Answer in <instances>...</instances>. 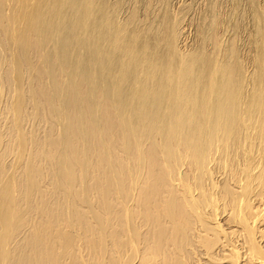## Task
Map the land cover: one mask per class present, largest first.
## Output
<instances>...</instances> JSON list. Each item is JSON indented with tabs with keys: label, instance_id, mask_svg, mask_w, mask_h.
I'll return each mask as SVG.
<instances>
[{
	"label": "bare ground",
	"instance_id": "6f19581e",
	"mask_svg": "<svg viewBox=\"0 0 264 264\" xmlns=\"http://www.w3.org/2000/svg\"><path fill=\"white\" fill-rule=\"evenodd\" d=\"M163 1L39 0L40 18H31L22 42H14L21 47L19 59L37 70L34 80L22 82L34 90H28L26 98L20 94L13 106L3 109L7 111L4 115L14 116L6 129V134L11 131L14 135L9 141L0 132L4 143L0 152V264H85L91 258L103 264L107 254L110 263L124 247L126 251L128 243L139 252V240L143 244L140 255L128 264H176L191 230L196 239L193 234L195 243L190 242L191 252L186 248L187 253L199 256L191 264H201L200 259L204 264H264L262 254L248 247L241 222L239 226L233 223L236 218L228 222L231 208H224L227 212L220 218L226 227L219 231V224L210 218L216 204L209 202V211L207 205L196 204L201 205L200 197L205 194L202 178L208 167L215 165V154L223 144L217 139L203 147L208 135L200 133L207 123L220 130L221 96L225 97L224 85L234 71H213L215 59L201 57L203 50L181 52L178 45L185 41L186 31L180 23L176 27L180 35L175 36L170 25L174 18ZM80 66L89 68L82 71ZM55 67L60 68L58 77L48 82ZM203 69L208 88L199 91L198 77ZM10 74L5 71L3 85ZM124 97L123 109L116 115ZM153 114L156 123L148 132L143 125L149 124ZM30 118H37L39 124L49 122L43 126V136L32 123L33 129L26 131L24 124ZM116 118L124 125L121 132ZM47 128L52 130L49 134ZM54 129L66 135L52 134ZM143 129L148 133L141 134ZM14 148L20 150L22 165L16 166L8 180V167H13L5 158L14 154ZM127 164L132 194L124 197L119 182L124 189L122 174L128 171ZM58 174L62 179L57 184ZM89 185L88 198L81 200L86 216L71 213V194ZM58 195L64 199L63 207ZM95 198L99 210L90 206ZM199 209L204 216L208 213L211 223L190 221ZM251 211L256 214L250 217L257 225L258 243L264 242V228H260L264 227V209L257 204ZM118 214L123 216L119 220L123 226L115 239L122 242L115 245L112 229ZM129 224L138 230L137 236L134 231L128 235ZM218 231L222 238L205 249L207 244L201 243L207 237L202 234L217 237ZM236 253L233 262L228 260ZM218 254L223 258L219 255V262H213Z\"/></svg>",
	"mask_w": 264,
	"mask_h": 264
},
{
	"label": "rangeland",
	"instance_id": "374dc122",
	"mask_svg": "<svg viewBox=\"0 0 264 264\" xmlns=\"http://www.w3.org/2000/svg\"><path fill=\"white\" fill-rule=\"evenodd\" d=\"M176 1L177 0H171V1L164 0L163 2L166 3V7L168 6V9L167 8L166 9L168 11L169 16L171 15L170 17L174 18V20L170 18V21L173 20L172 21L173 23L170 22V25L172 30L175 31L174 32L175 36H178L179 31H177L176 27L180 23L181 25L179 26L183 28L182 30L186 31V33L184 34L185 41L178 45L180 47L179 49L181 50V52L197 53L196 51L199 52V49L200 51L203 50L201 57L203 58L212 57L215 59L216 63L212 65L213 71L216 70L218 71V69L220 71V69H224V68L225 70H230V73L231 71H234V73L230 75L229 77L230 79L224 85L223 92L225 94V97L221 96V98L224 100V105L221 109L222 114L220 118L221 119L220 130L217 131L215 128L211 126L210 123H207L206 127H204V129L202 130V133H200V135H204V133L208 135L207 138L203 140L204 142L203 147L204 146L207 147L211 143L214 144L217 139L219 140L221 139V141H223V144L221 145L219 151H217L215 154V157L218 158L215 165L208 167V170L205 172L206 175L202 178L201 188L204 187L202 188L204 192L202 190L201 191L205 194L202 193L203 196L200 197L201 205L199 203L196 204L198 205V207L207 205L208 207L207 209L209 211L210 205L213 206L214 204L217 205L220 203L218 207L215 205V208L212 209L213 211L215 210L216 212L214 211L213 215L214 214L215 215L214 216L211 215L210 217L212 220L216 221L219 224V228H220L219 231L224 230L226 227V224H223V221L225 220L224 219L222 220L220 217L223 216V212L225 213L227 212L225 211L226 209L230 210L231 208L230 210L231 214L228 215L229 217L226 216L228 218L227 219L228 222L230 221L232 223L233 219L236 218L234 219L233 223L236 224L237 226L240 225L239 227L242 229L244 235L247 236V239L250 241L249 242L247 240L248 247L249 245H251L252 247L250 248H254L255 250L252 249L254 252L257 251L256 252L257 254L259 252L260 255L262 254L261 256L264 257V242L258 243L257 234H256L257 225L254 224L255 225L254 226L252 224V217L254 216L255 212L254 214H252L253 211H251L257 204H260L261 208L264 209V205H263L264 204V0H187L188 3H186L187 2L186 0L184 1L181 0L179 4ZM183 4H187V6ZM177 5H179V7ZM182 8L184 9L182 10ZM31 18H40L39 0H0V23L2 22L1 23L2 25L0 24V84H1L0 85V112H1L0 115H2V113L3 115L4 113H7V111L5 112V110L3 111V109H6V107L13 106L16 103L15 101L18 100L17 98L20 97V94H23L26 98L28 90L29 91L34 90V86L26 87L22 82L25 80L28 81L29 78L31 81L34 80L37 74V70L35 68L29 67L27 63H23L22 59H19L20 57L19 51L21 50V47L18 44L14 43L16 40L22 42L24 38L23 36L24 33L29 32L28 25L30 23ZM174 23H176V26ZM40 29L41 27L39 28V30ZM2 32H4L3 33L4 36L2 35ZM9 43H13V44H9ZM214 45H217V47H215ZM64 59L65 58H63L62 60L64 61ZM88 68L89 66L87 67L80 66V70L82 71L84 70L87 71ZM59 69L60 68L57 67L54 68V72H52V76L47 79L48 82L49 80L52 79L53 81L56 80L59 74ZM6 70H10L11 74L8 82L4 80L6 85L5 84L3 85L1 82L4 79L5 76L4 73ZM204 77H205V70L203 69L201 75L198 77V79L200 80V82H198L197 85L199 91L208 88V84L204 82L205 81ZM19 85H21V87H19ZM120 92H121L120 90L117 92L119 96H120ZM76 93L79 95V92L77 90L75 91V94ZM117 93L115 94V97L117 96ZM125 99H126L125 97L124 99L123 98L121 99L119 103L120 108L118 111H116L117 112L116 115L120 110L123 109ZM24 104L25 105L27 104L26 100ZM27 110L31 111L32 108L29 107ZM122 112L124 113V110ZM10 114L11 113H8V115H4V117L2 115L3 119L0 116V124L2 125V126L0 125V129H1L0 132L4 134V139L5 140L9 139V141L13 139V135H14L10 130L9 131L11 134L10 133L6 134L7 127L12 124L13 122L12 119H14V116ZM6 116H7V120L5 118ZM177 116L178 113L176 114V117ZM116 121L118 122V124L120 123L118 118H116ZM26 122H28V124H26ZM26 122L24 124V127L26 125L25 127L26 131H29V129L32 130L33 127L34 129L37 127L38 129L37 128L36 129L38 133L39 132L41 133V131L39 130H42L41 133L42 136L45 133L44 132L45 129L43 128V126L45 125L46 127L47 126L46 123L49 124V122H44V121H40L43 123L39 124V120L37 118L35 120L34 118H30ZM31 123L33 124V127ZM153 123H156V116L154 114L151 116V120L149 121V124L146 126L143 125V127L149 129L148 132H150L151 130L153 131L154 130ZM123 127L124 125L121 122V124H119L118 130L121 132ZM47 130H48V134L50 133V131H52L50 130V128H47ZM148 132H146V130L143 129L141 134L145 135ZM55 133L60 134V137L61 136L64 137L66 135L65 132H62V130L60 131L58 129L56 130L54 129L52 134ZM5 140H3V142H5ZM1 143L2 141L0 142V146H1L0 152H2L1 149L4 148L3 147L4 143L3 144ZM128 143L130 144L131 141L128 140ZM14 149H15V152H13L14 154L10 153L8 154V156H6L7 158H5L6 164L8 166H11V168L13 167V169H10V167H8L10 171L8 169V174L6 176L7 179L9 178V174L11 175L14 173L13 171L15 170L16 166L18 167L19 165H22L19 159L20 150L16 148ZM49 149L52 148L49 146ZM91 149H93V154H95L96 151L94 150V148ZM163 153L168 158L166 151ZM174 157L175 155L173 156V158ZM21 159H25V158H21ZM127 169H128V164H127ZM78 173L81 172L77 170V174ZM130 173H131V169H128V171L126 170V172L122 174V176H124V181H123V184L125 185L124 189H122L121 187V181L119 182V186L123 192L122 194L124 197L132 194V192L129 191V179H130L129 176H131ZM19 175L20 173L18 172V176ZM232 178L236 179V183ZM61 179L62 177H60V174H58V177H55L56 183L58 184ZM193 182L194 184H196L195 180ZM227 183L228 185H226ZM62 184H63V180L61 185ZM240 185H242V187ZM89 187L90 185L83 189H79L77 190V192L71 194V197L69 199V202L72 204V209H73L71 213H76L78 214V216L79 214L82 213L83 215L86 216L84 209L81 208V200L88 198L89 193H87V190H89ZM209 187L211 188L208 189ZM222 195L226 197H223ZM220 198L223 201H221ZM95 200L96 198L94 199V203H92L90 206H96L97 208V203H95ZM58 202L61 207H63V205L65 204L64 199L59 195H58ZM224 205H227L229 208H227L226 206L223 207ZM216 208L219 210H217ZM224 208L226 209L224 210ZM97 210H99V208H97ZM201 213H202L201 209L197 210V213L194 212L191 218H193L195 215L194 217L195 220L190 219V221L196 223L197 225L200 224V222L205 223L208 220L210 222L208 213H206L207 217L204 216L205 215L204 213L203 214ZM215 216H218L219 218L218 217L216 218ZM121 217L123 218L122 215L118 214L116 216L117 221L113 220V223L115 224L112 229V239L115 245L117 244L118 241H121V239H115L121 234L122 231L123 225L119 223ZM204 217L206 219H204ZM239 219L241 221H239ZM238 222L241 223H239L238 225L237 224ZM247 226H249L250 228ZM260 228L262 229L264 227L261 226ZM249 230L250 231L254 230L251 232L255 236H253L252 234L250 235L251 232L249 233ZM132 231H134V233H136L137 236L138 230L136 228L134 229L132 224H129L128 235L131 234ZM210 231L212 232L213 230ZM219 231L215 233L217 237H215L214 234L212 235L211 233L210 235L207 234V236L205 235L206 233L202 234V236L204 235L205 237H207L205 239L201 237L203 240L200 238L202 240V243L200 242L202 246L204 243L207 244L203 246L205 249H207V247L213 244V242L215 243L222 238V233L220 235ZM2 232L3 230L0 232V235ZM192 233L195 236V232H192L191 230L190 234ZM192 235L190 236L187 234L188 241L185 240L190 247H192V244H190V242L196 239V236L194 238ZM213 236L214 239L212 238ZM124 238L126 240L129 239V237H124ZM126 240L123 241V245L127 244ZM204 240L206 242H203ZM139 242H140V250L139 252L137 250L138 253L135 252L136 251L135 246L134 245L132 246L130 243H128V245H126V251L124 247L122 251L123 253L119 252V255L117 257L115 255H112L111 258H113V256H115V258H113L112 260L110 259L111 260L110 263L108 262L110 256L107 254L105 258L107 256L109 258L107 257L105 259L106 260L105 263L121 264L120 262H122V264H128V262L135 260L140 255V251L143 248V246H141L143 245L141 243L142 241L139 240ZM132 243L135 244L136 242L134 241ZM186 243H184V246L187 245ZM192 243H195V241H193ZM79 244H81V242ZM129 245H131L132 247ZM259 245L261 246L259 247ZM187 246L186 248L190 250L189 246L188 247ZM186 248L183 247L184 250L183 251L184 253L182 252L183 256L180 255V260L179 261L176 260V264H191L194 261V259L199 257L198 253H194L195 255L187 253L188 250ZM219 255L220 257L223 258V255L221 254L215 255L216 260L213 259V262L215 261L219 262L217 260L220 259ZM237 255L238 253L233 255L234 257L229 255L228 260L233 262L232 260L237 258L238 257ZM184 260L186 261V263ZM200 260L198 261V263L204 264L203 262L205 260L204 259H202V261ZM105 263L103 262V264ZM85 264H96V260L91 258L87 260ZM233 264L236 263L233 262Z\"/></svg>",
	"mask_w": 264,
	"mask_h": 264
}]
</instances>
